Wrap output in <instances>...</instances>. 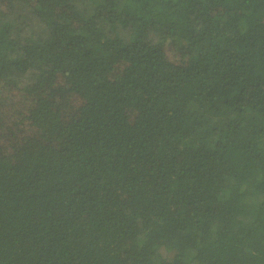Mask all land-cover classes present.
Segmentation results:
<instances>
[{
    "label": "trees",
    "instance_id": "16d2710c",
    "mask_svg": "<svg viewBox=\"0 0 264 264\" xmlns=\"http://www.w3.org/2000/svg\"><path fill=\"white\" fill-rule=\"evenodd\" d=\"M0 264H264V0H0Z\"/></svg>",
    "mask_w": 264,
    "mask_h": 264
}]
</instances>
